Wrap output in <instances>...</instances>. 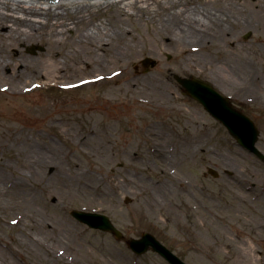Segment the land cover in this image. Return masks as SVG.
<instances>
[{
	"label": "rangeland",
	"instance_id": "rangeland-1",
	"mask_svg": "<svg viewBox=\"0 0 264 264\" xmlns=\"http://www.w3.org/2000/svg\"><path fill=\"white\" fill-rule=\"evenodd\" d=\"M174 1H153L142 18L120 3L90 17L50 12L35 39L18 43L0 26L10 68L0 76L9 89L0 90V264H170L128 246L144 232L188 264H264V160L175 78L199 76L232 95L256 79L245 95L258 101L234 100L264 154V14L251 11L264 0ZM92 23L100 35L89 45L81 35ZM52 59L56 84L25 89ZM91 70L106 76L74 85ZM74 210L108 215L125 238Z\"/></svg>",
	"mask_w": 264,
	"mask_h": 264
},
{
	"label": "bare ground",
	"instance_id": "bare-ground-1",
	"mask_svg": "<svg viewBox=\"0 0 264 264\" xmlns=\"http://www.w3.org/2000/svg\"><path fill=\"white\" fill-rule=\"evenodd\" d=\"M153 1L157 2L158 0H109L108 2L107 0H58V1H55L54 4H48L47 1H34V0H0V26L2 25V27L4 26V28L8 26V31L10 32L9 35L13 36V43H18L22 37H25L31 40L35 39L41 30L40 28H42L40 27L39 29H37V25L42 26V25L47 24L48 16L50 12H54V14L57 16V15H64L68 13L69 11L80 12V11L86 10V14L84 16L90 17V13L88 12L90 9L97 10V8L101 6L108 7L111 4L120 3L122 6L121 8L124 11L133 12V13L134 11H137L138 18H142V16L144 15L143 9L149 8V6L153 4ZM163 1L166 2V0H163ZM209 1L218 2L220 0H209ZM170 2L173 4V2L175 1L170 0ZM171 3H168V5L170 6ZM137 6L140 8L136 9ZM253 7L257 9L256 10L257 12H260L262 15L264 14V2L263 3L261 2L252 3L251 11H255ZM118 13L120 16L122 15L119 11ZM178 17L179 15L176 16V21ZM182 20H185V19H180L179 21H182ZM186 20L189 21L188 19ZM9 22L11 23V25L9 24ZM233 22L238 23L236 20H233ZM208 23L209 21L206 20V21L201 22V24H199L200 26L199 25L191 26L192 33H198V35L196 36L190 35V36H187L186 39H188L189 41L194 40L193 38H196L197 36H199V34H201V32L206 30V26ZM262 23L264 24V15L262 16ZM51 24L55 25L54 28L56 29L62 26L58 24L57 21L55 20ZM96 27L97 25L95 23H92V27L88 28L87 31L81 35V38L83 37L82 39L86 40V42H88L89 45L93 42L92 38H94L95 40L96 37L98 38V36L100 35L99 30L97 31L99 27L97 28ZM179 29H181V31H185V28L182 26H180ZM187 30H189V28ZM261 40L264 41V38L261 37ZM102 45L108 46L109 44L108 42H105V43H102ZM192 45H197V44H192ZM198 46L200 49V45ZM194 50L195 48H192L191 50L188 49L186 52L190 56H193V55L196 56V54L199 52L193 53ZM1 57L3 56L1 55V41H0V73H1L0 76L3 75L4 72H6V69L8 70L10 69L9 61L4 60ZM50 62L51 64L48 65L47 71L44 73H39L38 78L36 79L37 81H41L42 83L39 84L37 83V81H33L29 79L28 81H26L25 84L24 83L22 84L23 86L25 85L24 86L25 89H31L33 87H37L38 85L42 86L43 84H50L49 86L56 84V81L59 80L57 79V76L59 74L56 75L54 72L55 70L58 71L60 67L54 59H52ZM262 65H264V63H262ZM91 73L92 75L85 76L84 78L79 79L78 81H76L74 85L75 86H79V85L91 86L94 82L106 76L102 73L95 74L93 71ZM53 74H55V76ZM2 77H5V76L3 75ZM142 83L144 84V81ZM134 85H135L134 87H137V84H134ZM0 90L9 91L6 84H2V83L0 84ZM96 108L98 107L93 106V107H90L89 110L94 112ZM82 143L86 144L87 140L82 139ZM39 147L43 148L42 145H39ZM81 183L84 186L88 184V182L86 181H81ZM22 187H26V185L23 183Z\"/></svg>",
	"mask_w": 264,
	"mask_h": 264
},
{
	"label": "water",
	"instance_id": "water-1",
	"mask_svg": "<svg viewBox=\"0 0 264 264\" xmlns=\"http://www.w3.org/2000/svg\"><path fill=\"white\" fill-rule=\"evenodd\" d=\"M34 1H47L48 4H54L55 1L58 0ZM108 1L109 0H107V2ZM39 49L42 50L44 47L40 46ZM150 61L152 63L155 62L151 60V58H147L145 63L148 64ZM175 78L184 87L185 93L202 103L207 111L229 129L230 133L242 146L264 160V154L256 145L260 131L249 116L235 108L231 101L215 89L210 81L197 76L183 77L178 74L175 75ZM209 171L214 174V176H218L212 169ZM72 214L90 227L112 232L118 239L124 237L123 232L115 226L108 215L80 210H74ZM127 243L138 255L152 249L167 259L170 264H188L152 233L144 232L140 238H131Z\"/></svg>",
	"mask_w": 264,
	"mask_h": 264
},
{
	"label": "flooded vegetation",
	"instance_id": "flooded-vegetation-1",
	"mask_svg": "<svg viewBox=\"0 0 264 264\" xmlns=\"http://www.w3.org/2000/svg\"><path fill=\"white\" fill-rule=\"evenodd\" d=\"M256 79L254 80H251V82H249V83H242L241 84V86H242V88L241 89H239V90H234V92L235 93H233V94H236V95H232V94H227L231 99H233V102L234 103H236L235 102V100H234V97H237V96H239V95H241L242 97H243V99L245 100V99H248V100H251V101H258V96H257V94L255 95V97H254V95H251V94H249V95H245V94H247V93H250V92H252V93H255V92H253V91H251V87L253 86V87H255L256 86ZM250 87V88H249ZM2 184H3V181L1 180V186H2ZM4 198H5V195H4V191L1 189V204H3L4 203Z\"/></svg>",
	"mask_w": 264,
	"mask_h": 264
},
{
	"label": "snow or ice",
	"instance_id": "snow-or-ice-1",
	"mask_svg": "<svg viewBox=\"0 0 264 264\" xmlns=\"http://www.w3.org/2000/svg\"><path fill=\"white\" fill-rule=\"evenodd\" d=\"M14 223H15V221H14Z\"/></svg>",
	"mask_w": 264,
	"mask_h": 264
}]
</instances>
